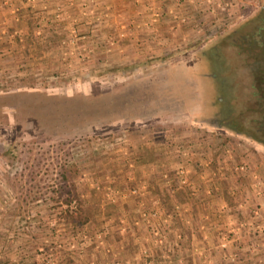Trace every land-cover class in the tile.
<instances>
[{"label": "rangeland", "instance_id": "1", "mask_svg": "<svg viewBox=\"0 0 264 264\" xmlns=\"http://www.w3.org/2000/svg\"><path fill=\"white\" fill-rule=\"evenodd\" d=\"M229 1L0 0V264H264V0Z\"/></svg>", "mask_w": 264, "mask_h": 264}, {"label": "trees", "instance_id": "2", "mask_svg": "<svg viewBox=\"0 0 264 264\" xmlns=\"http://www.w3.org/2000/svg\"><path fill=\"white\" fill-rule=\"evenodd\" d=\"M61 174L63 179L68 177L66 169L62 170ZM67 186L68 188L65 189L67 191L66 195L62 199L65 206V209L62 211L63 221L67 225L84 226V232H88L91 230V225L93 226L98 221V215L95 212L96 207L93 203L85 202L79 197L73 183ZM227 202L228 204H232L229 197L227 198Z\"/></svg>", "mask_w": 264, "mask_h": 264}, {"label": "built area", "instance_id": "3", "mask_svg": "<svg viewBox=\"0 0 264 264\" xmlns=\"http://www.w3.org/2000/svg\"><path fill=\"white\" fill-rule=\"evenodd\" d=\"M190 4L196 5L199 11L207 12L209 19H214L218 14L223 13L231 5L229 0H188ZM229 10V9H228ZM184 21V18L180 19V22ZM197 25V24H194ZM182 172V171H181ZM186 180H181L184 183Z\"/></svg>", "mask_w": 264, "mask_h": 264}, {"label": "crops", "instance_id": "4", "mask_svg": "<svg viewBox=\"0 0 264 264\" xmlns=\"http://www.w3.org/2000/svg\"><path fill=\"white\" fill-rule=\"evenodd\" d=\"M162 1V0H161ZM163 1H165V0H163ZM169 0H167V2H168ZM185 1H188V0H185ZM167 4V3H166ZM183 4H188L189 5V2H185V3H183ZM198 12V11H197ZM22 18H25L24 16L22 17ZM25 33L27 34V31H25ZM51 35L53 34V32L52 33H50ZM50 35V36H51ZM46 46V45H45ZM21 252H23V250L21 251ZM21 252H19L18 254H16L15 256H14V259L13 260H16L15 262L17 263V264H31L35 259H36V257H34V256H31L30 258H28V256L29 255H32V252H27L28 253V255L26 256L25 254L23 255V253H21ZM13 260H11V261H9V263L10 264H13Z\"/></svg>", "mask_w": 264, "mask_h": 264}]
</instances>
